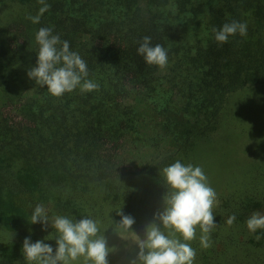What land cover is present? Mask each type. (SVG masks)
Instances as JSON below:
<instances>
[{"label":"trees","instance_id":"1","mask_svg":"<svg viewBox=\"0 0 264 264\" xmlns=\"http://www.w3.org/2000/svg\"><path fill=\"white\" fill-rule=\"evenodd\" d=\"M46 3L33 24L39 0H0V264H27L25 238L55 251V216L98 221L115 249L108 264H131L171 193L163 169L176 161L202 168L212 148L244 164L207 175L217 193L211 246H201L199 226L194 240L175 238L195 249L194 264H264V229L246 226L254 212L264 215V0ZM233 21L246 23L247 35L217 43L213 29ZM40 28L69 42L98 90L54 97L29 78ZM145 36L168 50L166 68L137 54ZM254 90L257 119L243 120L240 100ZM240 122L247 137L235 133ZM38 204L46 227L31 224ZM120 211L135 219L130 231Z\"/></svg>","mask_w":264,"mask_h":264},{"label":"clouds","instance_id":"2","mask_svg":"<svg viewBox=\"0 0 264 264\" xmlns=\"http://www.w3.org/2000/svg\"><path fill=\"white\" fill-rule=\"evenodd\" d=\"M39 3L42 5L39 14L29 17L33 24H38L41 16L50 9L46 0H39ZM213 31L216 42L225 44L231 36H246L247 24L233 21ZM36 41L39 53L37 65L28 72L30 79L47 86V91L54 97L71 93L77 87L82 92L98 90L97 83L85 79L88 76L87 63L78 53L70 50L68 41H61L50 28H40ZM137 54L143 57L148 66L164 69L168 65V50L161 44L153 45L150 36L143 38ZM163 175L171 193L167 196L163 211L146 227L144 238L138 239L136 246L139 252L131 264H194L196 251L186 242L196 238L197 226L203 233L201 246H211L210 234L217 227L213 214L217 193L209 185L203 169L176 161L163 169ZM117 214L121 216L119 225L124 231H130L135 219L122 211ZM235 220L234 215L230 216L227 223L232 225ZM31 221V224L40 223L45 227L49 224L43 204L35 207ZM246 226L251 233L264 229V215L254 212L247 219ZM51 227L58 234L55 251L44 241L33 243L30 238H25L22 251L27 264H78L81 258L83 264H108L107 258L115 250L107 246L104 236L99 235L98 221L92 218L86 217L76 222L65 216H55ZM163 229L172 230V235H166ZM177 233L186 242L175 238Z\"/></svg>","mask_w":264,"mask_h":264},{"label":"rangeland","instance_id":"3","mask_svg":"<svg viewBox=\"0 0 264 264\" xmlns=\"http://www.w3.org/2000/svg\"><path fill=\"white\" fill-rule=\"evenodd\" d=\"M254 92H255V90L251 91V94L242 96V100H240V103H241L240 106L242 107V110L239 113V116L243 120H255V119H257L256 110H257V106H259L258 98H259V95L261 93H254ZM263 117H264L263 115L260 116V114H259V119H262ZM257 122L262 123L261 120H257ZM247 125H248L247 123L240 122L236 128L237 130L235 133L239 134L240 136L247 137L248 135L247 134L244 135V132L241 131V129H245L247 127ZM259 127L262 128L264 126L259 124ZM263 142H264V139H263ZM262 144H263V147H261V145H260L259 150H264V143H262ZM244 146H246V145H243V149H244ZM233 149L234 148H232V147H228V152H229L230 156L236 157L237 150L235 152ZM206 155H207V158L204 157L202 159V160H205L203 163L204 167H202V169H204L205 175L206 176L209 175V177L215 173L218 176H220L221 174L228 171L229 168H232L234 166V164L237 165V163L240 164L241 162L244 164L243 159L242 160L239 159L240 161H238L237 163H234L233 161L226 159L225 154H224V156H225L224 157L223 154L221 153V151L217 152L216 148L209 149ZM207 180H208V178H207ZM208 182H209V180H208Z\"/></svg>","mask_w":264,"mask_h":264}]
</instances>
